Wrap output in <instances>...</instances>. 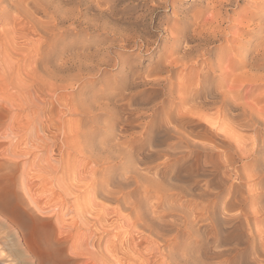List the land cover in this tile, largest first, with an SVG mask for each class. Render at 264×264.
Returning <instances> with one entry per match:
<instances>
[{
	"label": "rangeland",
	"instance_id": "obj_1",
	"mask_svg": "<svg viewBox=\"0 0 264 264\" xmlns=\"http://www.w3.org/2000/svg\"><path fill=\"white\" fill-rule=\"evenodd\" d=\"M5 1V4L0 5V10L2 12V14L0 12V31L2 29H8L12 25L10 23H12L11 21L15 16L20 17V15L27 14V26H29L26 31L28 33L32 32L27 34L28 36L26 38H20L13 42H17V46L19 45L16 47L14 44L15 49L18 50L17 56L21 58H17L15 55L12 56L15 57V59L10 57L13 69H11V76L9 75L10 77L7 78L8 80L3 74H0V79L3 76V80L6 79L8 82L7 83L3 80V82H1L0 80V96L3 98L8 96L7 99H0V197H6V195H8V197L11 196V199H13L15 203L20 204L22 208L27 211V226L31 229L30 235L28 236V243H30L29 247L35 252V254H37L36 257H39L38 259L41 261V264H103V262L104 264H145L146 261V264H152L153 262L155 264L156 262L157 264H180L182 261L179 260L185 259L190 262L192 261L191 264H204V261L208 264H261L260 262L264 264V236H262V234L259 236L260 233H264V116H262V114L264 115V76L261 75L262 73L264 74V70H259L256 67L253 69L251 65L250 67L248 65L253 62L255 54L261 52L260 49H262V52L264 50V40H262L264 38L262 36L264 35V7H262V5H257L255 2L256 0H231L234 7L231 6L226 8L228 11L230 10L228 12V15L231 16L230 21L232 20L234 22L231 21L226 31L222 34L224 38L220 36L221 38L219 37V40L214 44L216 47L221 45L220 47L223 46L222 48H224L221 51V58L223 59L221 60V63L223 67H225V65H227V67H230L231 65L237 67L239 63H245L246 61L245 64H248L245 67H238L236 70L234 69V71L226 67V70L228 71H237L234 74L231 71L229 73L227 72L229 74L227 76V73L224 72L226 70H223V72L221 71L222 77L220 79H222V91L229 92V90H233V88L230 87H234L233 91L235 94H238V96L236 95L237 101H234L233 106L228 103L230 105L229 108V105L226 103V107H228L225 109H229L230 112L235 115L234 117H230V120L226 119L221 121L219 129H222V131H219L222 132V134H220L221 136L224 135V137L219 135V131L217 132L218 139L214 135H211L212 137L208 136L210 133H213L212 131L209 132L208 129L206 130L208 127L209 129L211 128L210 124L208 125L204 123L210 121V116L206 118L208 121L203 119V122L200 123L201 125L197 122L193 123L191 121V125L188 123L179 125V122L174 123V121L173 123L175 125L173 123L171 124L172 126L170 127L175 126L181 129L183 128L184 131L188 130V133L190 134L189 136L191 138L193 137L195 142H199V144L195 143L196 146H194L195 144L191 145L192 149L189 145H185L186 147L184 145H174V142L171 143L163 140V138H167L162 131L164 130L163 125H166V122L164 123V117H168V115L173 117L172 115H174V113L171 111L172 107L168 108V106H166L165 108H161L159 104L157 106V103L152 106L150 104V108L148 105H137L141 111V118L138 121L139 123H134L135 125L131 129L136 133H133L131 130L125 134L121 133L116 123L112 120L113 118L111 119V113H109V115L107 114L108 112H111L110 110L114 109V107L116 110V107L119 108L121 104L127 105L125 102H120V104L118 102L120 101V95L118 93L115 95V92H118V86H121L124 83L121 76L123 74L133 73L136 77L135 79L139 78L135 82L139 85L138 89L136 88L137 91L135 90L136 92H153V87H151L148 82L151 83L154 79L160 77L156 74L159 70L157 60H159L158 56L161 54V51L157 49L158 42L153 45L150 51L144 49L141 52H137V50L126 52V50H124V52L128 53V55H125L128 62L126 66H110L108 68L104 65H100V72L95 75H93L95 72L91 74L92 76H95V78L90 74H87L81 79H85L87 82L80 80L81 82L79 81V83L81 84H72L70 81L68 82V72H65L68 71L67 69L70 68L68 67L70 66L69 63H71L67 61L68 58H71L68 56L74 55L73 57L77 59L79 57H84L83 55L87 53L88 55L93 53L96 44H94L92 40L95 41L97 39V33H93L92 30L89 31V29H84L78 25L79 27L76 26L77 28L74 29H77L75 31L76 36H72L71 34H73V32L71 30L75 25H72L70 29L68 27L71 24L66 22L58 25L61 27L60 29L62 30V33L59 32L60 30L53 31L51 32V37L45 39L39 29L41 28V26H39L41 24L40 21H43V8L41 7L44 6L45 0H40V2L36 0L37 4L35 0H21L20 3L24 4L19 7L20 12L15 13V11H12L13 13L11 12L9 15L3 13L4 7L6 8L11 1L16 0ZM52 1L51 3L53 4L54 1L58 3V1L61 0ZM177 2L178 5L181 6L180 4L183 3V0H177ZM67 3L65 4L69 7L70 4L69 2ZM207 3V0H188L187 2H184L183 8L187 10L188 16L186 17L191 18V15L194 14V10L200 11L204 18H211L210 11L206 8ZM25 5L31 9L24 8ZM169 5V7H163V10L157 9L154 14V23L152 26L150 25L147 27L151 40L156 41L157 38H160V43H162L163 39L171 38L170 32H164L158 27V23H162L164 26H166V24L175 25L177 21L184 18L180 12H175L173 10L174 7H172L171 4ZM28 10L30 11L28 12ZM32 17L37 18V22L36 19L34 20ZM31 19L33 20L31 21ZM32 22L35 23L34 26ZM249 22L250 25L253 24L256 28L260 26L261 30L258 28L257 30L259 31L257 32L256 29L254 30L255 27H253V25L248 26ZM62 28L65 30L68 29V33ZM37 31H39V33ZM59 33L60 35L62 34L61 36L59 35L60 37H58ZM103 38L104 35H99V39ZM38 39L40 40L37 42ZM105 44L112 45L111 42H106L103 44L104 48L106 47ZM225 45L230 47L227 48ZM65 47L69 48L66 49ZM51 48L53 50H51ZM58 49L60 50L58 51ZM121 50L123 51V49L119 47L111 46L108 50L109 54L111 53L110 55L113 56L111 59L114 60L115 55L122 53ZM213 51L212 55L213 58H215L216 53ZM66 52H68V55ZM223 52H225V54ZM240 53L244 56H241ZM226 54L227 57L225 56ZM47 55L48 57L43 58ZM102 57H99V59ZM243 57L246 58V60ZM39 58H43V60H39ZM46 59L48 60L46 61ZM29 61L31 62L29 63ZM21 62L23 63L20 64ZM32 62L37 63L33 64ZM61 63L62 65H60ZM95 63H97V60ZM55 64L61 66L60 71L62 74L57 71L58 67L55 66ZM47 67H49V71H47ZM52 68H54V71ZM81 69L82 73H88V69L90 68L87 69L82 66ZM15 70H17V72ZM41 70L43 71L41 72ZM62 70L65 71L63 72ZM35 71L36 73H34ZM94 71L97 72L98 69L96 68ZM242 71L243 73H241ZM244 71L246 72L244 73ZM257 71H259V76L262 77L263 82H261L262 79L260 80V78L257 77ZM46 72H48L47 76H50L49 78L51 81L47 78ZM56 72L59 74L55 77L54 75ZM78 72L79 70H76L75 74ZM260 72L262 73L260 74ZM0 73H2L1 70ZM37 74L41 79L36 76ZM193 74L195 76V72ZM223 74H225V76ZM251 74L254 75L251 77ZM154 75L157 77L152 78ZM189 75L188 72L185 73L184 80L186 77L189 78ZM230 75H234L233 80H236L233 81L230 79L232 77ZM243 75L244 77H241ZM235 76H238L240 79ZM9 79L11 80L9 81ZM20 79L24 82H20ZM241 79L246 80L242 82ZM42 80L45 84H43ZM65 81L67 83L66 88L64 85H61L65 84ZM89 81H91V83ZM13 82H15V84L17 83V85L23 83L22 85L24 86L19 85V87L22 88L20 89L18 86L14 85L17 88L13 89ZM53 82H55V84H53ZM75 82H78V80ZM192 82H195V80L193 79ZM40 83H42L43 86ZM48 84L49 86H47ZM4 85H6V88ZM108 85L111 87H108ZM169 85L170 84L165 85V87L167 88ZM3 86L4 88H2ZM55 86L61 91L58 89L56 90ZM127 86L130 87V85ZM238 87H240L239 89L241 90H238ZM23 88H25L26 91ZM1 89L4 90L2 91ZM5 89L7 91H5ZM48 89L56 92L53 93L51 90V92H49ZM128 89H131V87ZM22 90L24 92H22ZM44 90L46 93H44ZM131 90H127L125 93H129ZM64 91L67 93H64ZM135 91L133 90L131 92L136 93ZM5 92H9V95L6 96L5 94L8 93ZM61 92H63V96ZM60 95L62 97L59 99ZM9 96L10 99H8ZM50 96L54 97V102ZM136 96V103L140 102L139 100L141 99L139 98V95ZM163 96L164 95L161 94L159 100ZM57 97L58 102L56 101ZM77 98H79V100ZM86 98L88 100H86ZM238 98L244 100L241 101ZM75 99H77V101ZM8 100L11 101L9 106ZM82 100H84V103H82L83 108L87 107L85 109L86 111L82 110V104H79L81 103L79 101ZM89 100L90 102H88ZM2 102L6 105L2 104ZM93 102L94 104L92 105L91 103ZM72 103L75 104L73 105ZM87 103H90L91 105ZM172 103L174 104V102ZM237 103H239V106H237ZM114 104L116 105L114 106ZM118 104L120 106H117ZM234 105L241 108L238 109ZM249 105L251 108L254 107L253 110L255 109L254 111L256 112L252 113V109ZM80 106L81 110L79 111L78 109H80ZM111 106L114 107L111 108ZM246 106L250 109H247ZM243 107L246 113L242 110ZM153 109L158 113L153 112ZM166 109H170V111ZM87 110L92 116L88 114ZM248 110H250V112ZM70 111H72V114ZM73 111H79L81 113L85 112L86 114L82 115L81 113L79 114V112L73 114ZM257 111H259V113H257ZM236 112L238 115H236ZM150 114L155 115L154 118L158 119V121L156 119L158 124L156 123L157 129L155 130L157 134L155 132L151 133L149 129H146L147 127L145 123L151 120L149 116ZM260 114L262 119L259 118ZM240 115L244 119L241 118ZM90 116L93 119H90ZM237 116H239L238 120L240 119L239 121L243 125L241 123H236L238 120L234 118H237ZM251 117L252 119L257 117L256 119L259 118V121L261 119V122L263 123L258 125V120H256L257 122H255V120L251 121ZM47 119L49 121L51 119V121L49 122ZM141 119L144 121H141ZM234 120H236V122ZM241 120H246L249 124H247L246 121L243 123ZM229 121L234 122L232 124ZM88 122H91V124ZM137 123L138 125L142 124L137 127ZM227 123L230 125L232 124L233 126H230ZM51 124L53 125L51 126ZM74 124H76V126ZM176 124L178 126H176ZM195 124L198 125L196 126ZM202 124L206 127L205 129ZM238 124H241L242 128ZM206 125H208V127ZM243 126L245 128H243ZM108 127L110 131L108 130ZM195 127H200L201 129L197 128V131H195ZM235 127H238L240 130L237 128L235 129ZM140 128L142 129V132H140ZM144 132H146V135ZM159 132L162 133L160 134ZM122 134L126 138H123ZM162 134L165 137H163ZM81 135L83 137H80ZM161 136L163 138H160ZM204 137H208V140ZM75 138L77 141H75ZM121 138H123L122 140H126H124V142L122 140L120 141L119 139ZM211 138L213 140L216 139L215 142ZM150 139H152V141ZM161 139L164 141L163 143L160 141ZM118 140L120 142H118ZM201 140L203 141V146L207 145L208 148L206 146L204 148L200 144V142H202ZM127 141L130 142L127 143ZM208 141L213 142H211L212 144H208ZM86 142H90L89 144L93 145L86 144ZM159 142L162 145H160ZM199 145L202 147L199 148ZM203 148L205 150H203ZM206 148L208 151H206ZM195 150L196 154H199L198 156L194 154ZM182 152H185L186 157L192 155L187 159L183 156L185 154ZM194 155L195 158L193 159ZM216 161H218V163ZM186 170L189 172L187 173ZM205 209L207 210L205 211ZM160 211L166 215L161 214ZM200 214H202V217H200ZM204 216L209 217H206L205 219ZM143 217L145 220H143ZM201 218H203L204 222ZM198 220H201L202 222H199ZM138 221L140 222V225L141 223H146L147 225L145 224L144 227L142 224L144 227L142 228V225H138ZM154 222L156 223V226L155 224L151 225ZM195 222L196 224L198 223V226ZM148 223L151 224L148 226ZM136 225L141 228L137 227V229ZM187 226L191 229V232L190 229H187ZM146 227L147 229L151 228L153 230L154 228L155 230H153V232L151 229L146 231ZM195 232L197 234L199 233L198 235L200 236L195 234ZM154 234H158V236ZM158 237H162V239ZM14 238V236L9 234L8 238L5 237L0 243V249L2 248L3 251L2 258L7 260L10 264H32V260H28V258L25 257L26 253L16 244L17 240ZM155 238H158L161 242ZM162 240H164V244L162 243ZM186 244L188 246H186ZM154 245L157 247L155 248ZM200 247L201 249H199ZM152 248L156 250L153 251ZM172 249H174L173 252L171 251ZM85 250H88V254L85 253ZM222 250L223 253H221ZM155 251L158 256L155 254ZM178 251L180 253H178ZM189 251H191V253ZM73 252L75 256L71 255ZM142 252L145 255H143ZM77 253H79L80 256H78L79 254ZM168 253H174L175 256L172 255L173 257H171L170 255H167ZM259 253L260 255H258ZM90 255L94 257L97 256V258L100 257V259L98 258L97 260V258H95L96 260H93V257L91 258ZM161 255L163 257H161ZM165 255L167 257H164ZM219 255L220 257L223 255V257L219 258ZM194 256L197 257L193 259ZM107 257L108 260H106ZM178 257H181V259ZM163 259L167 263H165ZM193 260L197 263H193Z\"/></svg>",
	"mask_w": 264,
	"mask_h": 264
},
{
	"label": "bare ground",
	"instance_id": "obj_2",
	"mask_svg": "<svg viewBox=\"0 0 264 264\" xmlns=\"http://www.w3.org/2000/svg\"><path fill=\"white\" fill-rule=\"evenodd\" d=\"M22 1H24V0H22ZM26 1V0H25ZM39 2H40V0H38ZM52 1V0H51ZM51 1L50 0H45V4H44V6H42L41 7V5H40V7L41 8H43V11H42V16H43V21H40V25L39 26H41V28H39L40 29V32L43 34V36H44V38L45 39H49V37H51V32H53V31H59V32H61L62 30L60 29L61 27H59L58 25H61L60 23H66V22H68V23H70L71 25L68 27V28H70L72 25H75L73 28H72V32H73V34H71V32H70V34L73 36V35H75L76 36V34H75V31L77 30H74L75 28H77V27H79L78 25H80L81 27H83L84 29H89V31L90 30H92L93 31V33H97V35H95V36H97V39L94 41V40H92V42H94V44H96L95 45V50H94V52L93 53H91V54H89L88 55V53L87 54H85V55H83L84 57H79V58H77V59H75L73 56V53H72V55L73 56H68V57H71V58H66L67 59V61H69V62H71V63H69V65L70 66H68V67H70L69 69H67L68 71H65V70H62L63 72L65 71V72H68V76H69V80H68V82L70 81V83H72V84H77V83H79V81L82 79V78H84L87 74H93V72H95L93 75H95V74H97V73H99L100 72V70H99V66L101 65H104L105 67H116V66H126L127 64H128V62H127V58H126V54L128 55V53H126V52H128V51H130V52H132V51H136L137 50V52H141V51H143L144 49L146 50V51H150L151 50V48L153 47V45H155L157 42H158V46H157V49L159 50V51H161V54L158 56L159 57V60H157L158 61V68H159V70L157 71V73L156 74H158V76H160L159 78L157 77V76H153L152 78H154V77H157L156 79H154L151 83H149L148 82V84H150V86L151 87H153V92H151V93H147V92H143V91H139V92H136L137 91V89H138V87H139V85L138 84H136L135 82H136V80L137 79H139V78H137V79H135L136 77L133 75V73L132 74H123V75H121L122 76V78H123V84L121 85V86H118V92H115V95H116V93H118L120 96V101H118L119 103L121 102V103H126L127 105H123V104H121V106L118 104L117 106H120L119 108H117L116 107V110H115V105L116 104H114V106H111V108H113L114 107V109H109L111 112H108L107 114L109 115V113H111L110 114V116H111V119L116 123V125L118 126V128H119V131L121 132V133H127V132H129L132 128H133V126L136 124V122H138L139 120H140V114H141V111H140V109L138 108L140 105H150L151 104V106L152 105H154L155 103H157V106H158V104L161 106V108H165L166 106H168V108L169 107H172V109H171V111H173L172 113H174V115H172L173 117H171V116H169L168 115V117L166 116V117H164V123L166 122V125H163V128H164V130H162L163 131V133L165 134V136H167V138H163V137H165L163 134V137L161 136L160 138H163V140L164 141H166V142H171V143H173L174 142V145L176 144V145H189V146H191V145H194L195 143H198L199 144V142H195V140H194V138L192 137H190L189 135V131L188 130H186V131H184V129L182 128H178V127H175V126H173V127H170V126H172L171 124L173 123V121H174V123H177V122H179L178 124L179 125H182V124H186V123H188V124H190L191 122H197L198 124H200L201 122H203L202 120L203 119H205L206 121H208L206 118L208 117V116H210V121H208V123L206 122V121H204V122H206V123H204V124H210V129H209V127H208V125H206L208 128H206L205 126H204V124H202L203 126H204V129L206 128V130L208 129V131L210 132V131H212V133L213 134H211L210 133V135H208V136H211V135H214V136H216V138H217V132L220 130L219 129V127L221 126V121L222 120H226V119H229L230 117H234V115L232 114V112H230V110L229 109H225V108H227L226 107V105L228 104V103H230L231 104V106H233V104H234V101L236 100V95L238 96V94H235V92L233 91L234 90V87H230V88H233V90L231 89V90H229V92H224V91H222V79H220L221 77H222V75H221V73L223 72V70H226V67H227V65H225V67H223V65H222V63H221V60H223L222 58H221V51L224 49V48H222V47H220L221 45H218L217 47L214 45V44H216V42H217V40H219V37L221 36L222 38H224L223 36H222V34L226 31V29H227V27H228V25L230 24V22L232 21H230V15H228V12L230 11H228V9H226V8H229V7H231V6H233L234 4L232 3V1L231 0H207L208 1V3H207V9L210 11V14H211V18L209 17V18H204V16H203V14H201V12L200 11H194L193 10V12H194V14L193 15H191L192 17L191 18H187L188 16H187V10H185L184 8H183V4H184V2H187L188 0H183V3L182 4H180L181 6H179L178 5V2H177V0H76V1H58V3L57 2H55L54 1V3L52 4L51 3ZM238 1V0H237ZM236 1V2H237ZM257 1H259V2H257ZM5 0H0V5H3V4H5ZM21 2V0L20 1H18V0H16V1H11L9 4H8V6H6V8L4 7V11H3V13H5L6 15H9L12 11H15V13L16 12H20L19 11V7L20 6H22V4H24V3H20ZM35 2H36V0H35ZM53 2V1H52ZM67 2H69V7H67V5H68V3ZM256 2V4L257 5H262V7H264V0H256L255 1ZM65 3H67V5L65 4ZM28 4H29V2H28ZM36 4H37V2H36ZM41 4H42V2H41ZM169 4H171V6L172 7H174V11L175 12H180V14H182L183 15V17L184 18H182L181 20H179V21H177L176 22V24L175 25H169V24H166V26H164L162 23H158L157 25H158V27L160 28V29H162L164 32H167V31H169L170 32V34H171V38H169V39H163L162 40V43H160L161 42V40H160V38H157L156 39V41L155 40H151L150 38V36H149V33H148V31H147V27L148 26H152V24L154 23V14H155V12H156V10L157 9H162L163 7H169L170 5ZM32 5V4H31ZM238 5V4H237ZM24 6V5H23ZM35 6V5H34ZM234 7V6H233ZM24 8H28L26 5H25V7ZM40 8V9H41ZM20 9H22V8H20ZM28 9H31V8H28ZM37 9H39V8H37ZM167 9V8H166ZM42 10V9H41ZM163 10V9H162ZM232 10V9H231ZM30 10H28V12H29ZM0 12H1V10H0ZM22 12V11H21ZM208 12V11H207ZM13 13V12H12ZM32 13V12H31ZM30 13V14H31ZM34 13H36V12H34ZM1 14H2V12H1ZM21 14V13H20ZM19 14V15H20ZM38 14V13H37ZM56 16H55V15ZM206 14V13H205ZM4 15V14H3ZM232 15V14H231ZM13 16V15H12ZM21 16H23V17H21ZM31 16H33V15H31ZM35 16V15H34ZM55 16V17H54ZM187 16V17H186ZM208 16H209V13H208ZM36 17V16H35ZM35 17H32V18H34V20L36 19V22H37V18H35ZM233 17V16H232ZM240 17V16H239ZM12 18V17H11ZM30 19V18H29ZM236 19V18H235ZM33 19H31V21H32ZM39 20V19H38ZM40 20H42V19H40ZM237 21H238V19H237ZM264 21V20H263ZM4 22V21H3ZM12 23H10V24H12L8 29H2L1 31H0V65H1V67H0V70H1V72L2 73H0L1 75L3 74L4 75V77L7 79V78H9L11 75V69H13V64H12V62H10V57H12V56H14L15 55V57H17V58H21V57H18L17 56V49H15V46L16 47H18L17 46V42L16 43H13V42H15L16 40H18V39H20V38H26L28 35L27 34H29V33H31V32H27L26 30H27V27L29 26H27V14H24V15H20V17H17V16H15L13 19H12V21H11ZM232 22H234V21H232ZM33 23V22H32ZM38 23H36V24H38ZM30 24V23H29ZM34 24L35 23H33V26H34ZM233 24V23H232ZM258 24V23H257ZM7 25V24H6ZM8 25H9V23H8ZM30 25H32V24H30ZM63 25V24H62ZM65 25V24H64ZM67 25V24H66ZM253 25V24H252ZM252 25H250V22H249V25L248 26H252ZM77 26V27H76ZM232 26H234V25H232ZM247 26V27H248ZM5 27V26H4ZM3 27V28H4ZM38 27V26H37ZM59 27V28H58ZM63 27V26H62ZM67 27V26H66ZM192 27V28H191ZM230 27V26H229ZM253 27H255L254 28V30L256 29H258V28H260V30H261V27L259 26L258 28H256V26H254L253 25ZM263 27V26H262ZM233 28V27H232ZM30 29V28H29ZM28 29V30H29ZM63 29V28H62ZM71 29V28H70ZM263 29H264V27H263ZM64 31H67V30H65V29H63ZM251 30H252V28H251ZM69 31V30H68ZM68 31H67V33H68ZM81 31V30H80ZM85 31H87V30H85ZM229 31V30H228ZM259 30H257V32H258ZM36 32V31H35ZM38 33H39V31H37ZM260 32H263V31H260ZM55 33H58V32H55ZM62 33V32H61ZM40 35V34H39ZM53 35H54V33H53ZM52 35V36H53ZM60 35V33L58 34V37H60L59 36ZM67 35V34H66ZM66 35H65V37H66ZM99 35H104V38L103 39H99ZM30 36V35H29ZM32 36V35H31ZM72 36H70V37H72ZM263 37H264V35H262ZM37 37V36H36ZM57 37V38H58ZM101 37V36H100ZM220 37V38H221ZM43 38V37H42ZM91 38V37H90ZM96 38V37H95ZM225 38H226V36H225ZM62 39H63V37H62ZM74 39H75V37H74ZM94 39V38H93ZM23 40V39H22ZM40 39H38L37 40V42L39 41ZM43 40V39H42ZM56 40V39H55ZM225 40V39H224ZM262 40H264V38L262 39ZM30 41V40H29ZM43 41H45V40H43ZM47 41V40H46ZM25 42V41H24ZM33 42V41H32ZM41 42V41H40ZM106 42H111V44L112 45H106L105 44V48L103 47V44L104 43H106ZM30 43V42H29ZM223 43V42H222ZM14 44H15V46H14ZM37 44H40V43H37ZM68 44V43H67ZM43 45V44H42ZM58 45V44H57ZM63 45H65V44H63ZM63 45H61V46H63ZM228 45V44H227ZM22 46V45H21ZM47 46V45H46ZM69 46V45H68ZM108 46V47H107ZM111 46H114V47H119V48H121V49H123V51H122V53H118V55H115V59L114 60H112L111 58L113 57V56H111L110 54H109V49H110V47ZM226 46V45H225ZM23 47V46H22ZM39 47V46H38ZM41 47V46H40ZM44 47V46H43ZM50 47H51V45H50ZM227 47V46H226ZM230 46H228L227 48H229ZM24 48H26V47H24ZM56 48H58V47H56ZM59 48H61V47H59ZM66 49H68L69 47H65ZM72 48V47H71ZM264 48V47H263ZM39 49V48H38ZM41 49H43V48H41ZM47 49V48H46ZM84 49H86V48H84ZM50 50V49H49ZM51 50H53L52 48H51ZM60 49H58V51H59ZM71 50V49H70ZM124 50H126V52H124ZM214 50V51H213ZM227 50H230V49H227ZM261 50V52H259V53H257V54H255V56H254V58H253V62L250 64H248L249 65V67H250V65H251V67L253 68V69H255L254 67H256V68H258L259 70H264V50H263V52H262V49H260ZM24 51V50H23ZM43 51V50H42ZM48 51V50H47ZM74 51V50H73ZM212 51L213 52H215L216 53V57L215 58H213V55H212ZM236 51V50H235ZM37 52V51H36ZM44 52H45V50H44ZM49 52V51H48ZM64 52V51H63ZM69 52V51H68ZM68 52H66V54L68 55ZM89 52V51H88ZM226 52V51H225ZM225 52H223L224 54H225ZM22 53H25V52H22ZM22 53H20V54H22ZM33 53V52H32ZM39 53V52H38ZM41 53V52H40ZM54 53V52H53ZM70 53V52H69ZM85 53V52H84ZM214 53V54H215ZM222 53V54H223ZM231 53V52H230ZM42 54H43V52H42ZM45 54V53H44ZM50 54V53H49ZM48 54V55H49ZM57 54H58V52H57ZM64 54V53H63ZM81 54V53H80ZM33 55V54H32ZM36 55H37V53H36ZM48 55L47 56H44L43 58H46V57H48ZM51 55V54H50ZM53 55V54H52ZM61 55V54H60ZM104 55V56H103ZM231 55V54H230ZM229 55V56H230ZM238 55V54H237ZM240 55H241V53H240ZM66 56V55H65ZM65 56H63V57H65ZM103 56V57H102ZM226 57H227V54L225 55ZM241 56H244V55H241ZM15 57H12V58H14L15 59ZM25 57V56H24ZM99 57H102V58H100L99 59ZM22 58H23V56H22ZM32 58V57H31ZM43 58H39V60L41 59V60H43ZM51 58H53V57H51ZM55 58V57H54ZM239 58V57H238ZM244 58V57H243ZM13 59V60H14ZM34 59V58H33ZM59 59H60V57H59ZM65 59V60H66ZM225 59V58H224ZM245 60H246V58H244ZM243 59V60H244ZM12 60V61H13ZM30 60V59H29ZM38 60V59H37ZM48 59H46V61H47ZM50 60H52V59H50ZM49 60V61H50ZM62 60V59H61ZM97 60V63H95V61ZM129 60V59H128ZM15 61H19V60H15ZM20 61H21V59H20ZM36 61V60H35ZM48 61V62H49ZM240 61V60H239ZM252 61V60H251ZM250 61V62H251ZM14 62V61H13ZM31 61H29V63H30ZM64 62V61H63ZM62 62V63H63ZM247 62V61H246ZM245 62V63H246ZM23 62H21L20 64H22ZM33 63V62H32ZM31 63V64H32ZM34 63H37V62H34ZM33 63V64H34ZM60 63V62H59ZM62 63L60 64V65H62ZM73 63V64H72ZM225 63V62H224ZM244 62H241V63H239L238 65H237V67L234 65H231L230 67H227V68H230V69H232L233 71H234V69L236 70L238 67L239 68H241V66L242 67H245L247 64H245ZM19 64V65H20ZM54 64V63H53ZM37 65V64H36ZM39 65V64H38ZM66 65V64H65ZM18 66V65H17ZM32 66H35V65H32ZM55 66H57L58 67V69H57V71L60 73L61 71V66H58V64H55ZM54 66V67H55ZM82 66H84V67H86L87 69L88 68H90V69H88V73H82L81 72V68H82ZM130 66H131V64H130ZM22 67V66H21ZM37 67V66H36ZM52 67V66H51ZM17 68V67H16ZM24 68H26V67H24ZM67 68V67H66ZM98 69V71L96 72V71H94L95 69ZM156 68V67H155ZM33 69V68H32ZM42 69V68H41ZM53 69V71H54V68H52ZM85 69V68H84ZM102 69V68H101ZM105 69V68H104ZM130 69V68H129ZM252 69V70H253ZM25 70H27V69H25ZM24 70V71H25ZM38 70V69H37ZM50 69H49V67H47V71H49ZM78 71L79 70V72L77 73V74H75V71ZM124 70V69H123ZM247 70V69H246ZM16 72H17V70H15ZM40 71V70H39ZM43 70H41V72H42ZM46 71V70H45ZM87 71V70H86ZM125 71V70H124ZM131 71V70H130ZM129 71V72H130ZM222 71V72H221ZM231 71V70H230ZM230 71H228V70H226V71H224V72H230ZM233 71H231L233 74L234 73H236L237 71H235V72H233ZM254 71V70H253ZM256 71V70H255ZM13 72V71H12ZM26 72V71H25ZM24 72V73H25ZM51 72V71H50ZM102 72V71H101ZM123 72V71H122ZM188 72V75H189V78L188 77H186V79L184 80V78H185V73H187ZM195 72V76H194V73ZM246 71H244V73H245ZM249 72V71H248ZM13 73H15V72H13ZM19 73H21V72H19ZM34 73H36V71L34 72ZM44 73V72H43ZM42 73V74H43ZM47 73L48 72H46V76H47ZM59 73H55V77L56 76H58V74ZM225 73V74H226ZM226 74V76L227 75H229V74ZM232 73H230V74H232ZM241 73H243V71L241 72ZM240 73V74H241ZM249 73H251V72H249ZM258 73V74H257ZM262 72H260V74H261ZM39 74V73H38ZM36 75V76H38V78L40 77V76H42V75ZM52 74H53V72H52ZM61 74H62V72H61ZM122 74V73H121ZM225 74H223L224 76H225ZM256 74H257V77H259L260 78V80L262 79V77H260L259 76V71H257L256 72ZM255 74V75H256ZM10 75V76H9ZM16 75V74H15ZM45 75V74H44ZM50 75H51V73H50ZM136 75V74H135ZM161 75H165V76H161ZM236 75V74H235ZM252 75H254V74H251L250 76L252 77ZM261 75H263L264 76V74L262 73ZM53 76V75H52ZM60 76V75H59ZM66 76V75H65ZM92 76V75H91ZM90 76V77H91ZM99 76H101V75H99ZM138 76V75H137ZM223 76V77H224ZM230 76H232L230 79H232L233 80V76L234 75H230ZM44 77V76H43ZM50 76H47V78L48 79H50L49 78ZM90 77H88V78H90ZM93 78H95V76H92ZM120 77V76H119ZM236 77V76H235ZM238 77V76H237ZM236 77V78H237ZM241 77H244V75L243 76H241ZM254 77V76H253ZM16 78V77H15ZM33 78V77H32ZM38 78H36V79H38ZM92 78V79H93ZM149 78H151V77H149ZM151 78V79H152ZM228 78V77H227ZM239 78V77H238ZM249 78V77H248ZM248 78H247V80H248ZM255 78V77H254ZM6 79H4L3 80V76L1 77V82H3V81H5V82H7L6 81ZM12 79V78H11ZM11 79H9V81L11 80ZM17 79V78H16ZM39 79H41V78H39ZM38 79V80H39ZM53 79V78H52ZM55 79V78H54ZM58 79H60V78H58ZM134 79H135V81H134ZM145 79V78H144ZM195 80V82H192V80ZM224 79H226V78H224ZM240 79V78H239ZM244 79V78H243ZM251 79V78H250ZM3 80V81H2ZM8 80V79H7ZM14 80V79H13ZM45 80H47V79H45ZM63 80V79H62ZM78 80V82H75V81H77ZM84 81H86L85 79H83ZM83 80H81V81H83ZM114 80H115V78H114ZM132 80V81H131ZM236 80V79H235ZM235 80H233V81H235ZM242 80V79H241ZM246 80V79H245ZM245 80H242V82L243 81H245ZM253 80V79H252ZM17 81V80H16ZM39 81H41V80H39ZM43 81V80H42ZM49 81H51V79L49 80ZM80 81V82H81ZM102 81V80H101ZM106 81V80H105ZM141 81V80H140ZM224 81V80H223ZM237 81H238V79H237ZM240 81V80H239ZM256 81V80H255ZM20 82H24V81H21V79H20ZM36 82V81H35ZM56 82V81H55ZM55 82H53V84H55ZM62 82V81H61ZM64 82V81H63ZM87 82V81H86ZM90 83H91V81H89ZM104 82V81H103ZM114 82H116V81H114ZM143 82H145V81H143ZM147 82V81H146ZM261 82H263V79H262V81ZM8 83V82H7ZM14 84H12V88H13V86L14 85H16V86H18V88H20L19 87V85L20 84H18L17 85V83L15 84V82H13ZM83 83V82H82ZM95 83V82H94ZM111 83H112V81H111ZM230 83V82H229ZM229 83H227V84H229ZM236 83V82H235ZM4 84V83H3ZM6 84V83H5ZM23 83H21V85L20 86H24V85H22ZM40 84H42V83H40ZM43 84H45L44 83V81H43ZM43 84H42V86H43ZM47 84V83H46ZM50 84V83H49ZM49 84L47 85V86H49ZM57 84V83H56ZM60 84V83H59ZM67 83H66V81H65V84H61L62 86L64 85L65 86V88H66V85ZM79 84H81V83H79ZM85 84V83H84ZM83 84V85H84ZM88 84V83H87ZM139 84H141V83H139ZM146 84V83H145ZM168 84H170L169 86H167V88L165 87V85H168ZM227 84H226V86H227ZM231 84H232V82H231ZM239 84V83H238ZM242 84V83H241ZM243 84H245V83H243ZM260 84V83H259ZM11 85V84H10ZM83 85H82V87H83ZM110 85V84H109ZM108 85V87H111V86H109ZM117 85V84H116ZM127 85H130V87H131V89H133L136 93H132L131 91H133V90H131V89H128V88H130V87H128ZM254 85H255V83H254ZM5 86V88H6V85H4ZM4 86L2 87V88H4ZM16 86H14V88L13 89H15V88H17ZM45 86V85H44ZM47 86H46V88H47ZM51 86V85H50ZM70 86H72V85H70ZM75 86V85H74ZM85 86V85H84ZM89 86H90V84H89ZM88 86V87H89ZM231 86H233V85H231ZM7 87H8V84H7ZM52 87V86H51ZM58 87H59V85H58ZM58 87L56 88V86H55V88H56V90L58 89ZM80 87V86H79ZM107 87V88H108ZM229 87V86H228ZM244 87V86H243ZM44 88V87H43ZM68 88V87H67ZM73 88V87H72ZM85 88H87V87H85ZM137 88V89H136ZM226 88V87H225ZM236 88V87H235ZM240 87H238L237 89L238 90H241V89H239ZM8 89V88H7ZM20 89H22V88H20ZM20 89H17V90H20ZM24 90H25V88H23ZM45 89V88H44ZM51 89H53V88H51ZM51 89H48L49 90V92H51L52 90ZM70 89V88H69ZM68 89V90H69ZM83 89V88H82ZM115 89V88H114ZM227 89V88H226ZM2 91L4 90V89H1ZM43 90V89H42ZM51 90V91H50ZM59 90V89H58ZM62 90H64V89H62ZM90 90H91V88H90ZM127 90H131L129 93H125V92H127ZM151 90V89H150ZM149 90V91H150ZM237 90V91H238ZM5 91H7L6 89H5ZM26 91V90H25ZM59 91H61V90H59ZM66 91V90H65ZM64 91V93H67V92H65ZM81 91V90H80ZM88 91V90H87ZM86 91V92H87ZM108 91H109V89H108ZM111 91H112V89H111ZM115 91V90H114ZM236 91V92H237ZM1 92V91H0ZM10 92V91H9ZM9 92H5V93H8V94H5L6 96L7 95H9ZM21 92V91H20ZM22 92H24L23 90H22ZM53 92V91H52ZM56 92V91H55ZM55 92H53V93H55ZM44 93H46V91L44 90ZM58 93H60V92H58ZM57 93V94H58ZM63 92H61V94H62ZM89 93V92H88ZM108 93V92H107ZM110 93V92H109ZM114 93V92H113ZM238 93V92H237ZM25 94V93H24ZM23 94V95H24ZM48 94V93H47ZM47 94H46V96H47ZM52 94V93H51ZM50 94V95H51ZM161 94L162 95H164L160 100H159V97L161 96ZM15 95V94H14ZM49 95V94H48ZM67 95V94H66ZM108 95V94H107ZM136 95H139V98L141 99V100H139L140 102H137L136 103ZM239 95H242V94H239ZM4 96V95H3ZM59 96V95H58ZM62 96H63V94H62ZM61 95H60V97H59V99L62 97ZM81 96V95H80ZM113 96V95H112ZM112 96H109V97H112ZM118 96V95H117ZM245 96V95H244ZM8 97V96H7ZM7 97H5V98H3V97H1L0 96V99H7ZM50 97H52V96H50ZM50 97H49V99H50ZM12 98V97H11ZM53 98L54 97H52V100H53ZM67 98V97H66ZM241 98V97H240ZM240 98H238V99H240ZM8 99H10V96H9V98ZM78 100H79V98H77ZM77 99H75L76 101H77ZM82 99V98H81ZM80 99V100H81ZM115 99V98H114ZM159 101H158V100ZM22 100V99H21ZM58 100V97L56 98V101ZM74 100V99H73ZM86 100H88L87 98H86ZM241 100V99H240ZM244 99H242L241 101H243ZM9 101V100H8ZM7 101V102H8ZM84 100H82V101H79V102H81V103H79V104H82V103H84L83 102ZM237 101V100H236ZM5 102V101H4ZM53 102H54V100H53ZM58 102V101H57ZM67 102H68V100H67ZM86 102V101H85ZM88 102H90V100L88 101ZM172 102H174V104L172 103ZM6 103V102H5ZM5 103H3L2 102V104H4V105H6ZM9 103H11V101H9L8 102V106H9ZM60 103V102H59ZM58 103V104H59ZM139 103V104H138ZM227 103V104H226ZM49 104V103H48ZM53 104V103H52ZM69 104V103H68ZM73 105L75 104V103H72ZM78 104V105H79ZM87 104H90V103H87ZM92 105L94 104V102L93 103H91ZM90 104V105H91ZM239 103H237V106H239L238 105ZM0 105H1V103H0ZM70 105H71V103H70ZM70 105H69V107H70ZM77 105V104H76ZM84 105H86V104H84ZM133 105H135V106H133ZM137 105H139V106H137ZM229 105V104H228ZM49 106H50V104H49ZM55 106V105H54ZM87 106H89V105H87ZM148 106H146V107H148ZM234 106H236V105H234ZM236 106V107H237ZM247 106H248V104H247ZM246 106V107H247ZM56 107V106H55ZM79 107V106H78ZM143 107V106H142ZM141 107V108H142ZM244 107H245V105H244ZM244 107H243V111L245 110L244 109ZM249 107L251 108V106L249 105ZM50 108H51V106H50ZM57 108V107H56ZM55 108V109H56ZM73 108H76V107H73ZM82 108H83V104H82ZM87 108V107H86ZM85 107L82 109V110H84V111H86L85 109H86ZM149 108H150V106H149ZM159 108V107H158ZM160 108V109H161ZM229 108H230V105H229ZM233 108V107H232ZM238 108V107H237ZM241 108V107H240ZM240 108H238V109H240ZM250 108H248L247 107V109H250ZM253 108L254 107H252L251 109H252V113L253 112H256V111H254L253 110ZM44 109V108H43ZM69 109H71V108H69ZM89 109V108H88ZM91 110H93L92 108H90ZM152 109V108H151ZM155 109V108H154ZM154 109H153V112H156V111H154ZM237 109V110H238ZM79 111L81 110V106H80V109H78ZM91 110H89V111H91ZM108 110V109H107ZM157 110V109H156ZM164 110V109H163ZM162 110V111H163ZM166 110H168V111H170V109H166ZM229 110V111H228ZM233 110V109H232ZM237 110H235V111H237ZM45 111H48V110H45ZM51 111V110H50ZM79 111H77V112H74L73 111V114H75V113H78ZM93 111H95V110H93ZM162 111H159V112H162ZM240 111V110H239ZM249 112H250V110H248ZM71 112V114H72V111H70ZM83 112V111H82ZM87 112H88V110H87ZM92 112V111H91ZM242 112V111H241ZM245 112V111H244ZM249 112H247V113H249ZM48 113V112H47ZM46 113V114H47ZM81 112H79V114H80ZM156 113H158V112H156ZM164 113V112H163ZM163 113H161V114H163ZM167 113V112H166ZM171 113V114H172ZM239 113V112H238ZM246 113V112H245ZM257 113H259V111H257ZM257 113H256V116H257ZM82 115L83 114H86L85 112L84 113H81ZM88 114L89 115H91L92 116V114H90L89 112H88ZM98 114V113H97ZM96 114V115H97ZM100 114V113H99ZM255 114V113H254ZM262 114V113H261ZM261 114H260V117L259 118H261L262 116H264L263 114H262V116H261ZM47 115H49V114H47ZM95 115V114H94ZM164 115H166V114H164ZM236 115H238L237 114V112H236ZM253 115V114H252ZM86 116V115H85ZM90 116V119H93L92 117ZM107 116V115H106ZM150 116V118H151V120H147L148 122H146L145 124H146V129H149V131L151 132V133H154L155 132V130L157 129V122H156V119L154 118V116L155 115H149ZM161 116H163V115H161ZM241 116V115H240ZM244 116H245V114H244ZM250 116V115H249ZM258 116H259V114H258ZM81 117V116H80ZM95 117H98V116H95ZM156 117H157V115H156ZM248 117V116H247ZM83 118V117H82ZM87 118H89V117H87ZM149 118V119H150ZM238 118H239V116H237V118H234V119H237L238 120ZM241 118H243L242 116H241ZM255 118V117H254ZM252 119V117L250 118L251 119V121L252 120H255V122H257L256 120H258V125H261V123H263V122H261V119H260V121H259V118L258 119ZM163 119V118H162ZM231 119V118H230ZM229 119V120H230ZM244 119V118H243ZM264 119V118H263ZM48 120V119H47ZM46 120V121H47ZM80 120V119H79ZM143 119H141V121H142ZM233 120V119H232ZM240 120V119H239ZM238 120V122H236V120H234L236 123H241L240 121ZM49 121V120H48ZM50 121H51V119H50ZM49 121V122H50ZM76 121V120H75ZM107 121V120H106ZM105 121V122H106ZM144 121V120H143ZM157 121H158V119H157ZM191 121V122H190ZM233 121V122H234ZM243 123H244V121H246V120H241ZM264 121V120H263ZM78 122H80V121H78ZM94 122V121H93ZM230 123H232L233 124V122H231V121H229ZM249 122V121H248ZM260 122V123H259ZM88 123H90L91 124V122H88ZM135 123V124H134ZM139 123V122H138ZM138 123H137V127H139L140 125H138ZM157 123V124H156ZM173 123V124H174ZM246 123H247V121H246ZM252 123V122H251ZM50 124V123H49ZM80 124V123H79ZM79 124H77V125H79ZM83 124V123H82ZM86 124V123H85ZM109 124V123H108ZM111 124H113V123H111ZM162 124V123H161ZM187 124V125H188ZM197 124V125H198ZM227 124H229V123H227ZM230 125V126H233V125ZM235 124V123H234ZM242 124V123H241ZM241 124H238L240 127H241ZM247 124H249V123H247ZM254 124H257V123H254ZM53 124H51V126H52ZM58 125V124H57ZM75 126H76V124H74ZM74 125H72V126H74ZM113 125H115V124H113ZM160 125V124H159ZM175 125V124H174ZM191 125V124H190ZM189 125V126H190ZM193 125V124H192ZM196 125V124H195ZM194 125V126H195ZM196 125V126H197ZM201 125V124H200ZM236 125V124H235ZM243 125V124H242ZM74 126V127H75ZM81 126V125H80ZM144 126V125H143ZM176 126H178L177 124H176ZM183 126H185V125H183ZM203 126H201V127H203ZM229 126V127H230ZM245 126H246V124H245ZM250 126H251V124H250ZM250 126H248V127H250ZM54 127V126H53ZM61 127V126H60ZM59 127V128H60ZM96 127V126H95ZM111 127V126H110ZM145 127V126H144ZM175 127V128H174ZM188 127V126H187ZM186 127V128H187ZM191 127V126H190ZM189 127V128H190ZM73 128V127H72ZM83 128V127H82ZM85 128V127H84ZM106 128V127H105ZM115 128V127H114ZM141 128H143V127H141ZM140 128V132H142V129ZM161 128V127H160ZM176 128H178V129H176ZM185 128V127H184ZM196 128V127H195ZM198 129H201L200 127H197ZM197 128H196V130L195 131H197ZM231 128V127H230ZM229 128V129H230ZM233 128V127H232ZM238 129V127H235V129ZM242 128V127H241ZM243 128H245L244 126H243ZM78 129V128H77ZM80 129V128H79ZM136 129V128H135ZM259 129V128H258ZM73 130V129H72ZM108 130L110 131V129H109V127H108ZM158 130H160V129H158ZM224 130H226V129H224ZM223 130V131H224ZM231 130V129H230ZM238 130H240V129H238ZM114 131V130H113ZM116 131V130H115ZM132 131V130H131ZM134 131V130H133ZM132 131V132H133ZM144 131V130H143ZM204 131V130H203ZM220 131H222V129L220 130ZM219 131V135L221 136V134H222V132H220ZM228 131V130H227ZM105 132V131H104ZM112 132V131H111ZM138 132V131H137ZM139 132V133H140ZM188 133V135H187V133ZM205 132V131H204ZM110 133V132H109ZM133 133H136V132H133ZM145 133V135H146V132H144ZM156 134H157V132H155ZM160 134L162 133V132H159ZM221 133V134H220ZM75 134H76V132H75ZM74 134V135H75ZM81 134V133H80ZM112 134H114V133H112ZM119 134V133H118ZM138 134V133H137ZM137 134H136V136H137ZM140 134H142V133H140ZM78 135H79V133H78ZM83 135H85V134H83ZM110 135V134H109ZM139 135V134H138ZM194 135V134H193ZM122 136H123V138H126L123 134H122ZM142 136H144V135H142ZM158 136V135H157ZM219 136V137H220ZM77 137V136H76ZM80 137H83L82 135L80 136ZM85 137V136H84ZM110 137V136H109ZM115 137H116V135H115ZM121 137V136H120ZM138 137H140V136H138ZM153 137V136H152ZM202 137V136H201ZM212 137V136H211ZM221 137H224V135L223 136H221ZM72 138V137H71ZM79 138V137H78ZM91 138V137H90ZM123 138H121V139H119L120 141L123 139ZM159 138V137H158ZM159 138V139H160ZM204 138H206V137H204ZM210 138V137H209ZM80 139V138H79ZM84 139V138H83ZM82 139V140H83ZM89 139V138H88ZM115 139V138H114ZM130 139V138H129ZM129 139H127V140H129ZM133 139H134V137H133ZM139 139V138H138ZM146 139V138H145ZM200 139V138H199ZM207 140H208V137L206 138ZM212 139V138H211ZM213 139H214V137H213ZM212 139V140H213ZM218 139V138H217ZM223 139V138H222ZM81 140V141H82ZM92 140V139H91ZM112 140V139H111ZM118 140V142H120ZM124 140H126V139H124ZM124 140H122L123 142H124ZM132 140V139H131ZM143 140V139H142ZM151 141H152V139H150ZM157 140V139H156ZM162 139L160 140V141H162V143L164 142ZM216 140V139H215ZM215 140H213L214 142H215ZM75 141H77V139L75 138ZM113 141V140H112ZM200 141V140H199ZM202 141V140H201ZM213 141H208L209 143L208 144H212L211 142H213ZM116 142V141H115ZM130 142V141H129ZM128 141H127V143H129ZM83 143V142H82ZM81 143V144H82ZM90 142H86V144H89ZM122 143V142H121ZM120 143V144H121ZM126 143V142H125ZM132 143V142H131ZM133 143H135V142H133ZM154 143H156V142H154ZM153 143V144H154ZM160 143V142H159ZM158 143V144H159ZM203 141L202 142H200V144L203 146ZM85 144V143H84ZM85 144V145H86ZM119 144V145H120ZM157 144V145H158ZM197 144V145H198ZM89 145H93V144H89ZM122 145H124V144H122ZM160 145H162L161 143H160ZM167 145V144H166ZM173 145V144H172ZM173 145V146H174ZM201 145H199V148L200 147H202ZM194 146H196V144L194 145ZM207 148H208V146L207 145H205ZM205 146H203L204 148H205ZM217 146V145H216ZM87 147V146H86ZM167 147V146H166ZM186 147V146H185ZM218 147V146H217ZM175 148V147H174ZM176 148H179V147H176ZM187 148H188V146H187ZM191 148H192V146H191ZM196 148V147H195ZM194 148V149H195ZM198 148V147H197ZM203 148V150H205ZM207 148H206V151H208L207 150ZM210 148V147H209ZM170 149V148H169ZM181 149H182V147H181ZM193 149V148H192ZM202 149V148H201ZM213 149V148H212ZM171 150H173V149H171ZM197 150V149H196ZM196 150H195V155L196 156H198L197 154H196ZM201 151V150H200ZM212 151V150H211ZM225 151V150H224ZM223 151V152H224ZM166 152H168V151H166ZM192 152V151H191ZM194 152V151H193ZM183 153V152H182ZM167 154V153H166ZM183 154H185V152L183 153ZM192 155V154H191ZM190 155V156H191ZM195 155H194V157H193V159L195 158ZM169 156H170V153H169ZM183 156H185L186 157V154L185 155H183ZM190 156H187L186 158L188 159V158H190ZM213 156V155H212ZM192 158V157H191ZM203 160V159H202ZM205 160V159H204ZM197 162V161H196ZM217 163H218V161H216ZM215 162V163H216ZM192 166H194V165H192ZM197 166V165H196ZM214 166V165H213ZM217 166V165H216ZM220 166V165H219ZM223 166V165H222ZM188 168V167H187ZM190 168V167H189ZM193 170V169H192ZM187 171V170H186ZM204 171V170H203ZM189 171H187V173H188ZM117 183V182H116ZM115 183V184H116ZM14 191V190H13ZM10 195V194H9ZM163 199V198H162ZM31 209V208H30ZM54 209V208H53ZM207 209H205V211H206ZM211 210V209H210ZM202 211V210H201ZM203 212H204V209H203ZM156 213V212H155ZM157 213H159V212H157ZM160 213L161 214H165V213H163L162 211H160ZM195 213V212H194ZM153 214V213H152ZM160 214V215H161ZM159 215V214H158ZM166 215V214H165ZM198 215V214H197ZM201 216L200 217H202V214H200ZM154 216V215H153ZM162 216V215H161ZM164 216V215H163ZM139 217V216H138ZM142 217V216H141ZM199 217V218H200ZM205 217V219H206V217H209V216H204ZM203 217V218H204ZM232 217V216H231ZM144 218V217H143ZM143 218H140V219H143ZM197 218V217H196ZM198 218V219H199ZM203 218H201L202 220H203ZM209 219V218H208ZM52 220V219H51ZM138 220H139V218H138ZM143 220H145V218L143 219ZM142 220V221H143ZM147 220V219H146ZM197 220V219H196ZM199 221V220H198ZM199 222H202L201 220L199 221ZM203 222H204V220H203ZM137 223H139L138 225H140V222L138 221ZM145 223V222H144ZM27 211L24 209V208H22V206L20 205V204H18V203H15L14 201H13V199H11V196H9L8 197V195H6V197H0V243L2 242V240L5 238V237H7L8 238V236H9V234H11L12 236H14L15 238L14 239H16L17 240V245L20 247V248H22V250L26 253V258H28V260L29 259H31L32 260V264H41V261L36 257V255L37 254H35V252L29 247V244L30 243H28V236L30 235V228L27 226ZM143 223H141V225H142ZM146 224V223H145ZM145 224H143L144 225V227H145ZM149 224H151V223H148V226H149ZM155 224V226H156V223L154 222V223H152L151 225H154ZM194 224V223H193ZM192 224V225H193ZM195 224H196V222H195ZM198 224V223H197ZM196 224V225H197ZM138 225H136V228L138 227V228H144L143 227V225L140 227V226H138ZM147 225V224H146ZM135 226V225H134ZM147 226V227H148ZM158 226H160V225H158ZM198 226V225H197ZM147 227H146V231L147 230H150V229H147ZM154 227V226H153ZM184 227V226H183ZM137 228V229H138ZM156 228V227H155ZM192 228V227H191ZM158 229V228H157ZM184 229V228H183ZM187 229H190L188 226H187ZM187 229H186V231H187ZM144 230V229H143ZM153 230H155L154 228H153ZM153 230L151 229V231L153 232ZM196 230V229H195ZM145 231V232H146ZM189 231V230H188ZM29 232V233H28ZM190 232H191V229H190ZM197 232V231H196ZM195 232V234H197ZM199 232V231H198ZM257 232V231H256ZM258 232H261V231H258ZM155 233H157V232H155ZM192 234H193V232H192ZM194 234V235H195ZM199 234V233H198ZM197 234V235H198ZM261 234H262V236H264V233H260V235L259 236H261ZM154 235H156V234H154ZM162 235V234H161ZM257 235H258V233H257ZM153 236V235H152ZM156 236H158V234L156 235ZM159 236H160V234H159ZM198 236H200V235H198ZM252 236V235H251ZM149 238V237H148ZM147 238V239H148ZM158 238H160V239H162V237H158ZM158 238H155V239H158ZM201 238V237H200ZM263 238V237H262ZM150 239V238H149ZM148 239V240H149ZM252 239V238H251ZM159 240V239H158ZM263 240V239H262ZM154 241V240H153ZM160 241V240H159ZM163 241L164 240H162V243H163ZM253 241V240H252ZM134 242V241H133ZM136 242V241H135ZM149 242V241H148ZM161 242V241H160ZM254 242V241H253ZM7 243V242H6ZM143 243H144V241H143ZM154 243H155V241H154ZM150 244V243H149ZM153 244V243H152ZM152 244H151V246H152ZM164 244V243H163ZM187 244H189V243H187ZM186 244V246H188ZM193 244V243H192ZM199 244V243H198ZM204 244V243H203ZM250 244H251V242H250ZM255 244V243H254ZM263 244V243H262ZM141 245V244H140ZM143 245V244H142ZM161 245V244H160ZM194 245H195V243H194ZM252 245V244H251ZM4 246H5V244H4ZM128 246V245H127ZM155 246V245H154ZM164 246V245H163ZM174 246V245H173ZM193 246V245H192ZM46 247V246H45ZM150 247V246H149ZM153 247V246H152ZM157 246H155V248H156ZM166 247H169V246H166ZM198 247V246H197ZM262 247V246H261ZM73 248V247H72ZM159 248V247H158ZM162 248V247H161ZM263 248H264V245H263ZM262 248V249H263ZM151 249V248H150ZM153 249V251L154 250H156V249H154V248H152ZM181 249V248H180ZM191 249H192V247H191ZM197 249V248H196ZM195 249V250H196ZM199 249H201V247L199 248ZM260 249V248H259ZM72 250V249H71ZM148 250H149V248H148ZM159 250V249H158ZM170 250V249H169ZM76 251V250H75ZM80 251V250H79ZM86 251V252H85ZM85 251H82V252H85V253H87L88 252V250H85ZM94 251V250H93ZM152 251V250H151ZM152 251V252H153ZM167 251V250H166ZM172 252L174 251V249H172L171 250ZM181 251H182V249H181ZM184 251V250H183ZM187 251V250H186ZM192 251V250H191ZM191 251H189L190 253H191ZM201 251V250H200ZM258 251V250H257ZM257 251H255V252H257ZM76 252H78V251H76ZM161 252H162V250H161ZM185 252V251H184ZM221 252V251H220ZM238 252V251H237ZM252 252V251H251ZM264 252V251H263ZM149 253H150V251H149ZM148 253V254H149ZM178 253H180L179 251H178ZM178 253H176V254H178ZM221 253H223V250H222V252ZM221 253H219V254H221ZM224 253H225V251H224ZM261 253H262V251H261ZM76 254V253H75ZM77 254H79V253H77ZM88 254V253H87ZM86 254V255H87ZM92 254V253H91ZM142 254L143 255H145L143 252H142ZM155 254H157L156 253V251H155ZM161 254V253H160ZM201 254V253H200ZM203 254V253H202ZM253 254V253H252ZM257 254V253H256ZM71 255H73V256H75L74 255V252L71 254ZM85 255V254H84ZM93 255V254H92ZM92 255H90V257L92 258L93 257V260H96L95 258H97V256L96 257H94V256H92ZM147 255V254H146ZM152 255V254H151ZM164 255V254H163ZM167 255H170L171 257H173L172 255H174V253H172V254H167ZM180 255V254H179ZM196 255V254H195ZM225 255H226V253H225ZM224 255V256H225ZM258 255H260V253L258 254ZM257 255V256H258ZM262 255V254H261ZM77 256V255H76ZM78 256H80V254L78 255ZM99 256V255H98ZM149 256V255H148ZM152 256H154V255H152ZM157 256H158V254H157ZM175 256V255H174ZM183 256H184V254H183ZM187 256V255H186ZM192 256V255H191ZM3 257V251H2V248L0 249V264H10L7 260H5V259H3L2 258ZM103 257V256H102ZM161 257H163L162 255H161ZM164 257H167L166 255L164 256ZM195 257H197V256H194L193 257V259L195 258ZM202 257V256H201ZM219 258H221V257H223V255L220 257V255L218 256ZM99 259H100V257H98ZM98 258H97V260H98ZM143 258V257H142ZM149 258V257H148ZM152 258V257H151ZM179 258V257H178ZM184 258V257H183ZM182 258V259H183ZM258 258V257H257ZM150 259V258H149ZM165 259V258H164ZM164 259H163V261H164ZM169 259V258H168ZM176 259H177V257H176ZM179 259H181V257L179 258ZM191 259H192V257H191ZM190 259V260H191ZM199 259V258H198ZM106 260H108V257H107V259ZM105 260V261H106ZM145 260V259H144ZM151 260V259H150ZM158 260V259H157ZM197 260V259H196ZM104 261V260H103ZM149 261V260H148ZM156 261V260H155ZM167 261V260H166ZM171 261V260H170ZM179 261H182L180 264H191L192 263V261L190 262V261H188V260H179ZM195 260H193V263H197V262H194ZM257 261H258V259H257ZM260 261V260H259ZM98 262V261H97ZM100 262H101V260H100ZM106 262H108V261H106ZM147 262V261H146ZM146 262H145V264H146ZM150 262V261H149ZM165 262V261H164ZM176 262V261H175ZM178 262V261H177ZM201 262V261H200ZM202 262H203V260H202ZM201 262V263H202ZM99 263V262H98ZM154 263V262H153ZM152 263V264H153ZM165 263H167V262H165ZM206 262L204 261V264H205ZM261 264H262V262H260ZM100 264V263H99ZM103 264H104V262H103ZM149 264V263H148ZM151 264V263H150ZM155 264V263H154ZM156 264H157V262H156ZM162 264V263H161ZM179 264V263H178ZM206 264H208V263H206ZM212 264H215V263H212ZM216 264H220V263H216Z\"/></svg>",
	"mask_w": 264,
	"mask_h": 264
}]
</instances>
